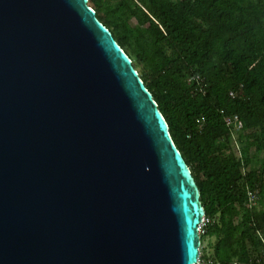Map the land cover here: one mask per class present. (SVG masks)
<instances>
[{
    "label": "water",
    "instance_id": "95a60500",
    "mask_svg": "<svg viewBox=\"0 0 264 264\" xmlns=\"http://www.w3.org/2000/svg\"><path fill=\"white\" fill-rule=\"evenodd\" d=\"M204 215L88 0H0V264H197Z\"/></svg>",
    "mask_w": 264,
    "mask_h": 264
},
{
    "label": "trees",
    "instance_id": "16d2710c",
    "mask_svg": "<svg viewBox=\"0 0 264 264\" xmlns=\"http://www.w3.org/2000/svg\"><path fill=\"white\" fill-rule=\"evenodd\" d=\"M88 4L132 60L198 185L209 220L199 259L214 236L216 264H264V163L252 167L264 157V0ZM233 114L240 157L224 119ZM251 190L262 208L250 203Z\"/></svg>",
    "mask_w": 264,
    "mask_h": 264
},
{
    "label": "rangeland",
    "instance_id": "374dc122",
    "mask_svg": "<svg viewBox=\"0 0 264 264\" xmlns=\"http://www.w3.org/2000/svg\"><path fill=\"white\" fill-rule=\"evenodd\" d=\"M130 22H131L132 25L136 24V20L134 18H131ZM239 133H240L239 130L234 129L233 133H232V138H231L232 142H233V146H234L235 152H236L238 157L241 156V149L240 148L242 146V143H241L240 138H239ZM254 153H255L254 149H252L250 151V155L254 154ZM260 163H264V157H263L262 154H260L258 156V158L256 160H254V162L252 164V167H258L260 165ZM244 170H247V168L245 167ZM256 201L257 202L255 203V205H256L257 209L262 208V206L258 202V198H257ZM207 222H209V220ZM205 223L201 225V232L200 233H203V230L205 228ZM262 234H260V237H262V240L264 242V236ZM214 243H215V237L214 236H206L204 238V241L202 243V248H203L202 252H203L204 257L199 259V263L198 264H216L214 262V260H213V244ZM200 247H201V245H200ZM260 249H262V248L260 247ZM200 255H201V252H200Z\"/></svg>",
    "mask_w": 264,
    "mask_h": 264
},
{
    "label": "built area",
    "instance_id": "2783aa9c",
    "mask_svg": "<svg viewBox=\"0 0 264 264\" xmlns=\"http://www.w3.org/2000/svg\"><path fill=\"white\" fill-rule=\"evenodd\" d=\"M237 93H238L237 91L231 90L230 91V96L232 98H234V97L237 96ZM224 119H225V123L227 125H234L237 130H239L242 127V122L240 121L239 116L237 114L227 115ZM248 196H249L250 203L255 204L256 200L258 198L257 191H253V190L249 191L248 192ZM205 221H208V217H206L204 215L203 218H202L201 223L199 224V233L201 231V225L204 224ZM198 263H199V259H198L197 264Z\"/></svg>",
    "mask_w": 264,
    "mask_h": 264
},
{
    "label": "bare ground",
    "instance_id": "6f19581e",
    "mask_svg": "<svg viewBox=\"0 0 264 264\" xmlns=\"http://www.w3.org/2000/svg\"><path fill=\"white\" fill-rule=\"evenodd\" d=\"M96 12V11H95ZM99 19V18H98ZM118 42V41H117ZM121 46V45H120ZM122 47V46H121ZM257 202V201H256ZM205 222H207V221H205ZM201 232V231H200Z\"/></svg>",
    "mask_w": 264,
    "mask_h": 264
}]
</instances>
